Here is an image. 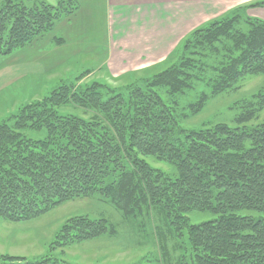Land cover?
<instances>
[{
    "label": "trees",
    "instance_id": "1",
    "mask_svg": "<svg viewBox=\"0 0 264 264\" xmlns=\"http://www.w3.org/2000/svg\"><path fill=\"white\" fill-rule=\"evenodd\" d=\"M78 4L0 0V56L51 32ZM256 6H264V0L237 6L193 29L170 53L173 62L159 63L165 67L156 74L131 78L120 88L92 82L73 91L60 83L42 101L0 120V216L28 221L96 195L124 217L159 215L164 229L157 227L156 234L163 243L168 236L176 239L178 264H264V122L245 126L264 109V81L251 99L241 101L234 127L217 123L182 129L177 106L165 102L159 91L181 93L197 79L193 71L203 75L217 62V76L206 81L209 94L189 105L197 113L207 99L235 88L244 77H264V20L246 15ZM238 21L245 30L235 29ZM54 42L60 44L62 38ZM70 101L95 114H58V106ZM27 129L46 134L32 139L25 135ZM146 157L166 162L175 172L152 167ZM193 212L211 218L192 224L188 215ZM114 233L104 217H70L52 246ZM0 264L68 263L51 256L0 255Z\"/></svg>",
    "mask_w": 264,
    "mask_h": 264
},
{
    "label": "rangeland",
    "instance_id": "2",
    "mask_svg": "<svg viewBox=\"0 0 264 264\" xmlns=\"http://www.w3.org/2000/svg\"><path fill=\"white\" fill-rule=\"evenodd\" d=\"M45 1L54 4L56 0ZM241 23L238 21L235 29L237 27L240 31L245 30V26ZM56 38L54 37L53 41ZM170 53L166 56L169 63L165 66L173 62V59L170 60ZM10 56H0V70L7 67L0 71V120L12 116L25 105L42 101L60 83L70 87L73 91H83L81 88L89 86L92 82L102 83L111 88H120L133 81L131 78L149 77L165 67L156 65L130 76L125 74L120 77H110L97 68L99 63L97 56L89 55L90 59L86 60V63L78 57L69 64L65 63L56 67L54 74L40 69L39 73H29L19 77L13 64L7 66L11 59ZM214 65H217V62ZM214 65L207 66L203 75L200 70L193 71L197 79L192 81L191 88L181 93L169 94L167 90L159 89L165 102L177 106L180 128L198 130L217 123H225L234 127V115L243 109L241 101L251 99L264 81L262 75L244 77L237 82L235 88L210 97L199 112L192 113L189 105L194 104L202 93L209 94L210 92L206 81L209 77L217 76ZM52 75L55 76L52 78L50 77ZM102 96L106 98L107 95L102 94ZM238 102L239 104L236 105ZM57 113L88 118L95 114V111L79 107L70 101L58 106ZM263 122L264 109L259 110L255 118L245 126H254ZM24 133L32 139H41L46 134L44 129H27ZM145 159L152 167L160 168L172 175L175 172L174 167L166 162L157 161L152 157ZM81 215L94 219L106 218L114 226L115 233L79 244L53 247L55 234L65 221L70 217ZM188 218L190 223L197 224L210 219L211 215L193 212L188 215ZM162 224L159 215L152 212L135 217H124L111 204L93 195L68 201L28 221L11 222L0 216V255L22 256L29 260L51 256L68 264H178L181 251L177 247L176 239L168 236L163 243L156 234L157 227L164 229Z\"/></svg>",
    "mask_w": 264,
    "mask_h": 264
},
{
    "label": "crops",
    "instance_id": "3",
    "mask_svg": "<svg viewBox=\"0 0 264 264\" xmlns=\"http://www.w3.org/2000/svg\"><path fill=\"white\" fill-rule=\"evenodd\" d=\"M256 1L260 0H79L72 16L13 53L7 66L13 64L19 77L40 69L54 74L62 64L78 57L86 63L94 55L97 68L110 77L130 76L164 61L193 29ZM246 15L264 20V6L248 8ZM54 37L62 43L54 44Z\"/></svg>",
    "mask_w": 264,
    "mask_h": 264
}]
</instances>
